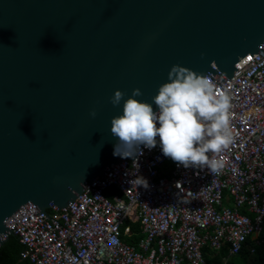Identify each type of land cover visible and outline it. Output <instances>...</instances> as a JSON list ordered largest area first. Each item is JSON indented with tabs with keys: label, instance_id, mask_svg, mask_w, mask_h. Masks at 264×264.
I'll return each instance as SVG.
<instances>
[{
	"label": "water",
	"instance_id": "obj_1",
	"mask_svg": "<svg viewBox=\"0 0 264 264\" xmlns=\"http://www.w3.org/2000/svg\"><path fill=\"white\" fill-rule=\"evenodd\" d=\"M263 43L264 0H0V246L125 159L117 89L157 111L173 65L231 78Z\"/></svg>",
	"mask_w": 264,
	"mask_h": 264
},
{
	"label": "built area",
	"instance_id": "obj_2",
	"mask_svg": "<svg viewBox=\"0 0 264 264\" xmlns=\"http://www.w3.org/2000/svg\"><path fill=\"white\" fill-rule=\"evenodd\" d=\"M210 81L231 97L234 137L216 156L218 173L166 157L157 137L155 148L140 145L67 206L38 210L3 239L19 236L27 264H207V245L239 253L264 225V43L231 78ZM137 222L144 237L135 245L126 238Z\"/></svg>",
	"mask_w": 264,
	"mask_h": 264
},
{
	"label": "clouds",
	"instance_id": "obj_3",
	"mask_svg": "<svg viewBox=\"0 0 264 264\" xmlns=\"http://www.w3.org/2000/svg\"><path fill=\"white\" fill-rule=\"evenodd\" d=\"M141 95L137 87L126 100L120 89L111 97L113 106L124 101L122 114L111 120V134L118 139L114 155L133 156L140 145L155 148L159 137L163 154L185 168H207L215 174L224 167V161L216 156L234 137L227 92L218 91L207 75L177 64L153 98L158 111L153 103L137 99ZM90 115L95 118L96 109Z\"/></svg>",
	"mask_w": 264,
	"mask_h": 264
},
{
	"label": "trees",
	"instance_id": "obj_4",
	"mask_svg": "<svg viewBox=\"0 0 264 264\" xmlns=\"http://www.w3.org/2000/svg\"><path fill=\"white\" fill-rule=\"evenodd\" d=\"M113 192V189L107 190L106 194L111 195ZM132 225L136 234L126 238V241L138 245L144 234L140 223H132ZM23 249L24 245L20 242L19 236L14 233L10 234L0 246V264H27V260L22 259L20 255ZM203 253L207 264H264V225L263 232L259 234L257 240L249 237L242 250L235 255L229 256L227 247L216 251L208 245L204 247Z\"/></svg>",
	"mask_w": 264,
	"mask_h": 264
},
{
	"label": "rangeland",
	"instance_id": "obj_5",
	"mask_svg": "<svg viewBox=\"0 0 264 264\" xmlns=\"http://www.w3.org/2000/svg\"><path fill=\"white\" fill-rule=\"evenodd\" d=\"M251 215H254V214H251ZM254 216H255V215H254ZM248 238H249V237H248ZM254 239H256V238H254ZM247 240H248V239H247ZM247 240H246V241H247ZM256 240H257V239H256ZM257 242H258V241H257Z\"/></svg>",
	"mask_w": 264,
	"mask_h": 264
},
{
	"label": "crops",
	"instance_id": "obj_6",
	"mask_svg": "<svg viewBox=\"0 0 264 264\" xmlns=\"http://www.w3.org/2000/svg\"><path fill=\"white\" fill-rule=\"evenodd\" d=\"M252 218H254V215H251Z\"/></svg>",
	"mask_w": 264,
	"mask_h": 264
}]
</instances>
